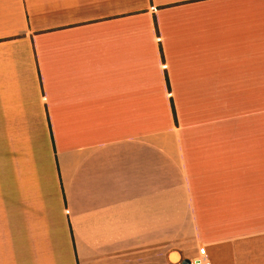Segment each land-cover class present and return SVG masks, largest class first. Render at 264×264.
I'll return each instance as SVG.
<instances>
[{"label": "crops", "instance_id": "1", "mask_svg": "<svg viewBox=\"0 0 264 264\" xmlns=\"http://www.w3.org/2000/svg\"><path fill=\"white\" fill-rule=\"evenodd\" d=\"M184 260L264 264V0H0V264Z\"/></svg>", "mask_w": 264, "mask_h": 264}, {"label": "built area", "instance_id": "2", "mask_svg": "<svg viewBox=\"0 0 264 264\" xmlns=\"http://www.w3.org/2000/svg\"><path fill=\"white\" fill-rule=\"evenodd\" d=\"M205 252H206L205 246L200 247L198 250L199 256H203L205 254Z\"/></svg>", "mask_w": 264, "mask_h": 264}, {"label": "water", "instance_id": "3", "mask_svg": "<svg viewBox=\"0 0 264 264\" xmlns=\"http://www.w3.org/2000/svg\"><path fill=\"white\" fill-rule=\"evenodd\" d=\"M182 264H190V262L187 260H184Z\"/></svg>", "mask_w": 264, "mask_h": 264}]
</instances>
